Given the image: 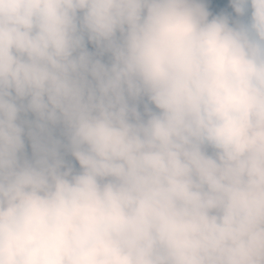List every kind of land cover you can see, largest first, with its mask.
<instances>
[{
    "label": "clouds",
    "instance_id": "obj_1",
    "mask_svg": "<svg viewBox=\"0 0 264 264\" xmlns=\"http://www.w3.org/2000/svg\"><path fill=\"white\" fill-rule=\"evenodd\" d=\"M0 264H264V0H0Z\"/></svg>",
    "mask_w": 264,
    "mask_h": 264
},
{
    "label": "trees",
    "instance_id": "obj_2",
    "mask_svg": "<svg viewBox=\"0 0 264 264\" xmlns=\"http://www.w3.org/2000/svg\"><path fill=\"white\" fill-rule=\"evenodd\" d=\"M220 2L222 4H224L225 6L229 5L230 4V0H220ZM89 47L91 48V45H89Z\"/></svg>",
    "mask_w": 264,
    "mask_h": 264
},
{
    "label": "rangeland",
    "instance_id": "obj_3",
    "mask_svg": "<svg viewBox=\"0 0 264 264\" xmlns=\"http://www.w3.org/2000/svg\"><path fill=\"white\" fill-rule=\"evenodd\" d=\"M91 49V48H90Z\"/></svg>",
    "mask_w": 264,
    "mask_h": 264
}]
</instances>
